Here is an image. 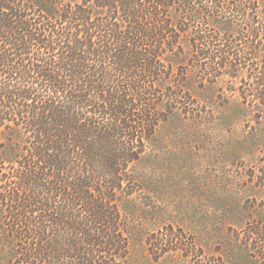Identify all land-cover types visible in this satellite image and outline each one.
<instances>
[{
	"label": "trees",
	"instance_id": "16d2710c",
	"mask_svg": "<svg viewBox=\"0 0 264 264\" xmlns=\"http://www.w3.org/2000/svg\"><path fill=\"white\" fill-rule=\"evenodd\" d=\"M257 2L0 0V130L18 117L26 119L35 136L33 159L43 168L23 172L19 190L36 197L37 190L50 194L43 203L47 210L40 209L48 212L42 226L28 221L31 226L23 233L12 227L13 244L21 243L10 264H123L128 245L113 202L122 190L123 171L137 159L132 142L139 127L148 128L153 119L151 108H145L141 118L128 121L138 106L127 97L151 94L143 84L160 75L163 34L172 33L165 17L179 9L177 26L192 21L227 27L228 33L220 34L200 35L207 32L200 30L192 41L188 65L202 69V61L209 59L207 70L215 74L216 66H233L232 59L237 67L259 61L264 53V19ZM98 15L107 18L96 23ZM149 20L152 25L146 26ZM101 31L111 32L113 47L101 50L96 44ZM171 36L176 44L177 36ZM243 40L244 46L237 45ZM107 65L132 81L107 91L104 86L115 77ZM257 76L260 81L248 92L264 106V72ZM44 176L51 177L49 189L41 183ZM53 199L63 205L53 206ZM28 201L36 207L42 203ZM19 208L17 225L26 221Z\"/></svg>",
	"mask_w": 264,
	"mask_h": 264
},
{
	"label": "rangeland",
	"instance_id": "374dc122",
	"mask_svg": "<svg viewBox=\"0 0 264 264\" xmlns=\"http://www.w3.org/2000/svg\"><path fill=\"white\" fill-rule=\"evenodd\" d=\"M257 3L263 20L264 0ZM178 13L173 9L165 17L172 33L163 34L160 75L143 84L152 95L127 97L138 106L128 121L141 118L145 108H151L153 119L148 128L132 122L134 127L141 125L132 142L137 159L123 171L122 190L113 202L128 245L122 262L264 264V106L248 92L264 72V53L259 61L237 67L232 59L233 66H216L215 74L207 70L212 66L209 59L202 61V69L189 66L197 33L204 29L207 32L200 35L220 34L227 27L192 21L177 26ZM106 18L98 15L94 20ZM96 34L101 50L113 47L110 31ZM171 34L177 36L176 44H171ZM237 45L244 46V40ZM106 67L115 75L111 65ZM130 79L128 74H117L104 87L112 91L127 86ZM35 146V136L22 117L0 130V264H10L20 247L21 242H12L13 226L23 233L31 226L28 221L42 226L43 216L48 217L40 209L45 208L49 191L37 190L36 197L19 190L23 172L42 171L33 159ZM44 177L41 183L49 189L51 177ZM13 194L23 200L12 202ZM33 198L43 205L30 206L28 200ZM55 202L63 205L61 199H53V206ZM18 208L26 221L17 225Z\"/></svg>",
	"mask_w": 264,
	"mask_h": 264
}]
</instances>
